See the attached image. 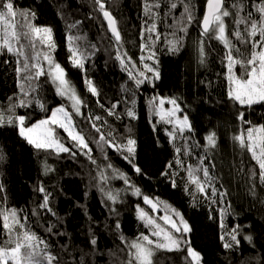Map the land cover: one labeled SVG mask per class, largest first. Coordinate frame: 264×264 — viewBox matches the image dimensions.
<instances>
[{
	"label": "trees",
	"instance_id": "trees-1",
	"mask_svg": "<svg viewBox=\"0 0 264 264\" xmlns=\"http://www.w3.org/2000/svg\"><path fill=\"white\" fill-rule=\"evenodd\" d=\"M261 2L247 0L246 6L254 12V3ZM14 3L18 9L35 13L33 24L52 29L55 62L65 69L71 86L84 102L81 108L84 115H76L71 101L59 96L51 79L42 76L35 95L46 111L34 101L30 107L15 108V115L28 117V126L48 118L53 110L63 106L72 113L76 129L84 135L92 151L86 155V149L75 147L58 126H52L57 138L75 156L51 149L38 150L19 135L16 127H0V185L3 186L0 208L16 209L20 217H27L26 224L52 246L50 250L59 257V264H127L131 251L128 245L141 234L150 235V229L138 219V209L163 224L158 219L165 215L163 206L154 211L144 203L143 196L163 201L183 215L192 229L187 238L200 253L201 264H264V185L258 183L257 177L254 194L249 190L253 182L248 173L255 162L232 139L240 128L238 111H244L253 124H264V106L254 105L249 111L228 98L227 70L221 62L223 45L201 37L200 19L205 13L206 0H192L195 19L187 33L179 31L174 19L181 15L182 7L169 14L168 0H160L158 40L155 37L148 40V34L143 32L147 19L143 0H105L106 9L117 20L122 37L119 44L109 33L95 0H14ZM69 35L82 37L76 43L88 57L83 70L72 64ZM177 39L179 50L173 52L169 41ZM201 39L205 40L207 53L204 64L200 63L198 51ZM146 42L155 53L156 62H149L160 75L152 83L146 81L137 88L116 57L127 53L136 66L133 74L137 75V69L142 67L140 57L148 55L146 50L142 51ZM239 47L246 51L244 45ZM4 59L9 63L2 64ZM15 66L14 57L0 56V111L6 116L12 115L7 109L15 103L18 93ZM236 71L240 73L239 67ZM86 80L93 82L99 97L89 91ZM153 98L156 103L159 99H176L193 132L185 131L183 138L176 133L173 140L169 133L175 129L155 114ZM113 105H116L115 115H109L107 110ZM129 110L134 111L136 118L127 115ZM96 116L100 120L92 119ZM92 123L100 127L99 133ZM213 132L217 148L207 149L206 137ZM101 134L121 145L129 138L134 139L133 162L141 173H136L133 165L124 159L126 152L115 151L103 142L98 144ZM206 155L209 159L204 161L205 165L209 160L216 164L215 169L210 168L218 178L215 186L220 189L223 184L228 192L223 200L219 195L213 197L215 203L195 191L185 168L176 163L181 160L185 166L195 167ZM109 164L112 168H108ZM240 167L243 171H237ZM113 169L123 173L129 184L116 176ZM165 172L170 175H162ZM101 173L108 177L106 183L100 180ZM137 187L141 196L134 195ZM106 192L118 194L117 202L108 200ZM45 193L49 194L52 212L39 207ZM173 219L178 218L173 216ZM50 225H55L53 233L63 235L47 232ZM237 225L240 245L224 248L226 241L232 242L228 233ZM2 231L0 220V234ZM245 235L252 237V244L243 239ZM93 238L95 245L91 244ZM154 260L157 264H193L184 250L158 251Z\"/></svg>",
	"mask_w": 264,
	"mask_h": 264
},
{
	"label": "snow or ice",
	"instance_id": "snow-or-ice-1",
	"mask_svg": "<svg viewBox=\"0 0 264 264\" xmlns=\"http://www.w3.org/2000/svg\"><path fill=\"white\" fill-rule=\"evenodd\" d=\"M95 4L107 21L112 37L119 44L122 37L117 26V20L106 9L105 0H95ZM246 5L247 0H230L227 4L226 0H206V10L200 19V28L202 38L209 41L214 39L223 45L224 53L221 62L227 70L228 98L250 111L254 105L264 106V0L258 4L254 3V12ZM178 6L182 7V12L179 17H174V19H176L179 26V31L187 33L188 27L195 19V5L192 0H168L169 14ZM160 7V0H143V12L144 16L147 17L144 21L143 32L148 34V40H153V37L158 40L161 35L157 31V21L161 18L158 11ZM226 18L230 19L226 21ZM34 19L35 13L30 10L18 9L14 0H0V56L10 55L15 58L16 66L13 70L18 81L16 101L11 103L7 109L12 115L6 116L4 111H0V127H16L19 135L38 150L54 149L56 153H70L75 156L76 153L57 138L52 127L55 125L67 133L68 138L74 142L75 147L86 149L85 154L87 155L92 150L89 148L84 135L76 129L72 113L63 106L53 110L47 119H42L28 126H26L28 117L15 115V108L30 107L34 101L41 110L46 111L44 104L35 95L38 92L39 79L42 76L51 79L59 96L66 97L71 101V107L76 115H84L81 111L84 102L77 95L75 88L71 86L65 69L55 62L52 55L56 49L52 29L36 26L32 23ZM149 20L152 21L150 24L148 23ZM229 24H231V29H229ZM70 27H74V25H70ZM80 39L82 37L72 35L67 37L69 51L72 53V64L74 67L83 70L88 57L77 46L76 42ZM22 41H26V43H22ZM178 44V39L169 41L170 50L173 52L178 51ZM204 45L205 40L201 39L198 42L201 64L206 62L207 56ZM239 45H244L246 51H242ZM144 50L148 52V55L141 56V61L147 59L156 62L152 46L147 42L142 47V51ZM125 58H127V63ZM116 59L128 72V76L134 80L137 88L146 81L152 83L153 79H159V70L147 63L143 67L153 74L152 77H148L144 71H139L137 75H134L136 66L131 58L127 57V53H124L123 56L118 55ZM8 63V59L2 61V64L6 65ZM237 67L240 69L239 74L236 71ZM86 83L89 91L94 96L99 97L98 89L93 82L86 80ZM29 97L32 98L29 99ZM9 99L11 100V98ZM165 103L172 105V107L165 110L163 107ZM101 106L103 107V105ZM153 106L155 114L159 116L161 121L174 125L175 131L169 133L173 140L176 139V133H179L183 138L185 131L193 132L192 125L186 115L182 118L177 117V113L182 109L176 99H159L156 103L155 98H153ZM115 107L116 105H113L112 108L107 110L109 115H115L113 111ZM127 115L136 118L132 110H129ZM92 119L100 120V117L96 116ZM237 120L240 128L238 134L234 135L232 139L237 147L241 151L247 152L250 160L255 162L248 173L253 182L252 188L249 190L253 191L257 177L258 183L264 185V124H253L251 119L246 118L244 111H238ZM92 127L96 132H100V127L95 123H92ZM206 141L207 149L217 148L215 132L209 134ZM101 142L115 151L126 152L127 155L124 156V159L133 165L136 173H141V169L133 162L136 144L134 139L129 138L126 144L121 145L101 134L97 143L101 144ZM176 151L179 153L181 149L178 147ZM89 159H91V156H89ZM208 159L207 155L200 158L198 165L195 167L192 165L185 166L181 160H177L176 163L185 168L188 180L195 186V191L215 203L213 197L219 195L220 199L223 200L227 197L228 192L223 188V184H221L220 189L215 186L218 178L210 172V168L215 169L216 164L209 160V164L205 165L204 161ZM92 162L95 163L94 160ZM168 167L171 168L172 166L169 165ZM108 168H112V165L109 164ZM237 171H243V168L240 167ZM113 173L124 180L125 184H129L128 178L123 173H119L116 169H113ZM162 175L167 176L170 174L165 172ZM107 179L108 177L104 173L100 174L102 182L106 183ZM172 185L175 187V180L172 181ZM2 187L0 185V189ZM38 190L45 192L43 188ZM105 195L113 203L117 202L118 194L106 192ZM134 195H142L138 187L135 188ZM143 201L145 204L150 205L154 211H158L159 207L163 206L165 215L158 218L163 221V224L158 223L156 218L150 216L143 209H138V219L150 229V235L141 234L128 245L131 251L129 252L130 259L127 264H157L154 258L158 251L182 250L186 251L187 257L191 259L193 264H201L202 257L200 253L191 247V242L187 238V234L192 229L183 215L163 201L150 199L148 196H143ZM39 207L52 212L49 207V194L45 193L43 203ZM173 216L178 219H173ZM0 220H2L3 229L2 234H0V264H59V257L50 250L52 246L26 224L27 217H20L16 209L0 208ZM221 226L223 227V223ZM54 227L55 225H50L46 231L54 235H63L60 232L53 233ZM116 227L119 229V224ZM238 229L239 225L228 233L232 242L226 241L223 245L224 248L231 249L240 245V240L237 238L240 234ZM151 237L156 239L154 240ZM221 239H224V237H221ZM243 239L249 244L253 242L250 235H245ZM95 243L96 240L93 238L91 244L95 245Z\"/></svg>",
	"mask_w": 264,
	"mask_h": 264
},
{
	"label": "rangeland",
	"instance_id": "rangeland-1",
	"mask_svg": "<svg viewBox=\"0 0 264 264\" xmlns=\"http://www.w3.org/2000/svg\"><path fill=\"white\" fill-rule=\"evenodd\" d=\"M145 63H147V64H149V65H151L152 67H154V65H152L150 62H149V60H144L143 62H142V67H141V69H137L138 70V72L139 71H144L145 72V74L146 75H148L149 77H152V73H150V72H148L146 69H144V67H143V65L145 64ZM155 68V67H154ZM166 100H168V99H166ZM70 101V100H69ZM61 107V106H60ZM164 108H165V110H167V109H170L171 107H172V105H170V104H167V103H165V105L163 106ZM65 108V107H64ZM159 117V116H158ZM177 117H179V118H182L183 116L181 115V111L180 112H178L177 113ZM47 119V118H46ZM171 125H173V124H171ZM53 126H55V125H53ZM173 127H174V125H173ZM80 149V148H79ZM51 150H54V149H51ZM80 150H83V149H80ZM55 151V150H54Z\"/></svg>",
	"mask_w": 264,
	"mask_h": 264
},
{
	"label": "water",
	"instance_id": "water-1",
	"mask_svg": "<svg viewBox=\"0 0 264 264\" xmlns=\"http://www.w3.org/2000/svg\"><path fill=\"white\" fill-rule=\"evenodd\" d=\"M205 10H206V6H205ZM104 20H105V19H104ZM105 22H106V24H107V21H106V20H105ZM107 27H108V25H107ZM108 31H109V33L111 34L109 28H108ZM111 35H112V34H111Z\"/></svg>",
	"mask_w": 264,
	"mask_h": 264
}]
</instances>
